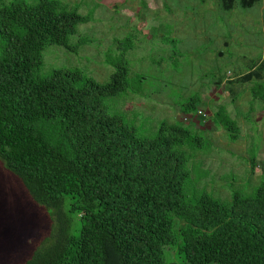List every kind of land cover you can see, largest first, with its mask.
Here are the masks:
<instances>
[{"label": "trees", "instance_id": "obj_1", "mask_svg": "<svg viewBox=\"0 0 264 264\" xmlns=\"http://www.w3.org/2000/svg\"><path fill=\"white\" fill-rule=\"evenodd\" d=\"M215 1L228 12L260 0ZM73 6L0 0V164L21 184L23 197L53 218L49 236L34 239L31 251L22 253L13 234L1 240L7 254L17 253L12 264H264V179L251 196L189 197L190 157L180 148L189 143L193 151L201 138L167 122L154 138L139 136L104 103L127 87L132 37L118 42L121 53L105 84L78 68L37 74L45 47H78L70 36L90 16ZM262 59L241 77L222 81L223 75L213 85L224 82L223 92L234 96L235 85L250 83L253 98L264 102ZM198 100L182 104L180 121L200 125L190 119ZM212 117L237 140L240 130L223 107ZM8 204L3 213L15 208ZM0 220V228H11L7 217Z\"/></svg>", "mask_w": 264, "mask_h": 264}, {"label": "rangeland", "instance_id": "obj_2", "mask_svg": "<svg viewBox=\"0 0 264 264\" xmlns=\"http://www.w3.org/2000/svg\"><path fill=\"white\" fill-rule=\"evenodd\" d=\"M61 1L90 16V21L78 25L70 36L69 43L78 45L74 52L57 45L45 47L37 74L44 77L55 68H78L105 84L121 53L118 42L132 37L133 47L125 54L127 87L104 99L110 112L120 115L142 137L154 138L160 124L167 122L183 125L190 136L201 138L200 147L192 146L193 151L189 143L180 148L190 157L189 197L201 192L220 201H230L234 192L251 196L264 179V102L253 98L250 83L235 85L234 96L223 92L224 85L215 93L212 90L218 77L234 79L263 61L264 1L248 10L228 12L215 0ZM80 39L86 45L80 44ZM219 52L223 56L219 57ZM201 96L206 103L200 101ZM197 97L205 118L199 126L193 121L182 123V104ZM220 107L240 130L235 141L229 140L212 117ZM253 155L255 170L250 174L249 158ZM23 192L21 184L0 164V219L5 216L12 223L11 228L4 230L3 224L0 228V264H12L17 256L7 254L1 240L13 234L21 252L26 248L28 252L34 239L49 236L53 224V218L43 209H35ZM6 201L15 208L3 213ZM10 246L14 249L15 244ZM17 252L21 253L20 249Z\"/></svg>", "mask_w": 264, "mask_h": 264}, {"label": "crops", "instance_id": "obj_3", "mask_svg": "<svg viewBox=\"0 0 264 264\" xmlns=\"http://www.w3.org/2000/svg\"><path fill=\"white\" fill-rule=\"evenodd\" d=\"M263 1H264V0H263ZM259 2H260V1H259ZM261 7H263V8H261V9H264V3H263L262 1H261ZM222 44H223V46H225V45H226V42L224 41ZM219 53H220V54H219V57L223 56V53H222V52H219ZM244 74H245V73H244ZM244 74H240V75L236 76V78H239V77H241V76L244 75ZM227 77H228V76L225 75V78H224L222 81L227 80V79H226ZM228 78H229V77H228ZM236 78H235V79H236ZM223 85H224V82H221L220 86H219V85H217L218 87L215 86V89L213 88L214 90H212V93H215V92L217 91V89L220 88V87L223 86ZM216 87H217V88H216ZM206 94H207V93H204V95H206ZM202 96H203V95H202ZM202 96H201V100L205 102L206 99H204V97H202ZM208 100H211V99H208ZM217 100H218V99H217Z\"/></svg>", "mask_w": 264, "mask_h": 264}, {"label": "built area", "instance_id": "obj_4", "mask_svg": "<svg viewBox=\"0 0 264 264\" xmlns=\"http://www.w3.org/2000/svg\"><path fill=\"white\" fill-rule=\"evenodd\" d=\"M205 116H206V114L203 112V110H201L199 108V109H197L195 114L193 116H191L192 118H190V119L198 120L201 123V121L203 120V118H205ZM183 121L187 122L188 119H186V117H184Z\"/></svg>", "mask_w": 264, "mask_h": 264}]
</instances>
